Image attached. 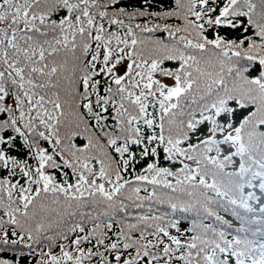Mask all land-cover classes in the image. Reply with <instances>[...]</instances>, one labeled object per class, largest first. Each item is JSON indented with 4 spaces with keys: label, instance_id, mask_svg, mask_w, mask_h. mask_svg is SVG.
<instances>
[{
    "label": "snow or ice",
    "instance_id": "1",
    "mask_svg": "<svg viewBox=\"0 0 264 264\" xmlns=\"http://www.w3.org/2000/svg\"><path fill=\"white\" fill-rule=\"evenodd\" d=\"M0 264H264V0H0Z\"/></svg>",
    "mask_w": 264,
    "mask_h": 264
},
{
    "label": "trees",
    "instance_id": "2",
    "mask_svg": "<svg viewBox=\"0 0 264 264\" xmlns=\"http://www.w3.org/2000/svg\"><path fill=\"white\" fill-rule=\"evenodd\" d=\"M141 194L143 195L144 193H141ZM20 247L23 249V251H24L25 253H27V251H28L27 248H24L23 245H21ZM8 255H12V253H8Z\"/></svg>",
    "mask_w": 264,
    "mask_h": 264
}]
</instances>
